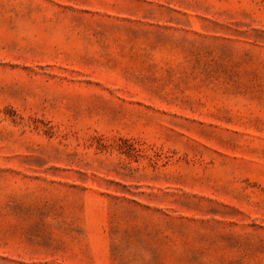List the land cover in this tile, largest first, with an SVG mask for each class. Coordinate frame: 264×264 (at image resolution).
Listing matches in <instances>:
<instances>
[{"label": "rangeland", "instance_id": "rangeland-1", "mask_svg": "<svg viewBox=\"0 0 264 264\" xmlns=\"http://www.w3.org/2000/svg\"><path fill=\"white\" fill-rule=\"evenodd\" d=\"M0 264H264V0H0Z\"/></svg>", "mask_w": 264, "mask_h": 264}]
</instances>
